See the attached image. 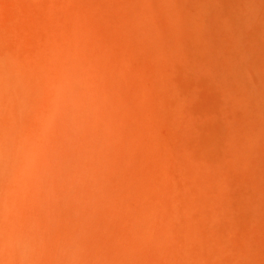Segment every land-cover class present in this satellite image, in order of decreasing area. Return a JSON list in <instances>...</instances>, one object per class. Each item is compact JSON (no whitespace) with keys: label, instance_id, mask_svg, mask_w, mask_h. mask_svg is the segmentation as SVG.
I'll return each mask as SVG.
<instances>
[{"label":"bare ground","instance_id":"obj_1","mask_svg":"<svg viewBox=\"0 0 264 264\" xmlns=\"http://www.w3.org/2000/svg\"><path fill=\"white\" fill-rule=\"evenodd\" d=\"M14 1L30 25L0 40V264H230L209 198L238 230L219 188L243 189L185 143L204 137L167 65L183 77L190 60L143 24L158 7L114 0L117 20L111 0Z\"/></svg>","mask_w":264,"mask_h":264},{"label":"rangeland","instance_id":"obj_2","mask_svg":"<svg viewBox=\"0 0 264 264\" xmlns=\"http://www.w3.org/2000/svg\"><path fill=\"white\" fill-rule=\"evenodd\" d=\"M54 1L50 0L52 4ZM149 2L152 8L153 5L158 7L161 20L152 22L146 18L143 24L160 29L178 59L189 57L190 60V67L185 69L188 74L183 77L175 68L167 65L177 83H182L187 90L184 95L173 88L175 98L180 97L178 100L182 103L184 111H192L198 117L195 127L197 133L204 137L203 144L187 138L185 143L193 151V156L202 162L203 152H206L213 161L220 163L214 167L217 178L224 179L229 185L242 186L243 189V195L239 197L233 190L219 188L221 194L227 196L240 210L231 218L240 227L238 230L231 229L223 222L222 218H225L227 213L218 212L215 201L209 198L211 207L218 215L214 224L227 231L234 241L233 246L230 243L225 245L228 260L230 264H251L243 259L251 254L253 264H264V0ZM110 3L111 12L119 20L115 1L111 0ZM3 5L9 9V14L3 12ZM145 10L150 14L148 8ZM19 12L25 11L19 7L17 9L14 0H0V40L5 35H11L7 24H14L13 27L21 31L30 25L19 17ZM170 13L172 14L169 15ZM161 14L166 16L162 17ZM44 17L46 20L51 19V16L46 14ZM132 17L136 18L134 15ZM166 20L168 23L171 21L169 26ZM237 25L240 29L236 28ZM171 30L174 32L172 36ZM194 34L197 35L193 38ZM6 42V47H14L9 40ZM223 148L230 149L229 153ZM230 166L234 167V175L228 171ZM205 219L211 220L209 217ZM181 228L191 231V227L186 224H181ZM207 233L213 236L218 232L207 230ZM242 233L245 234L246 240H243ZM212 261V264H227L224 258L214 254Z\"/></svg>","mask_w":264,"mask_h":264}]
</instances>
